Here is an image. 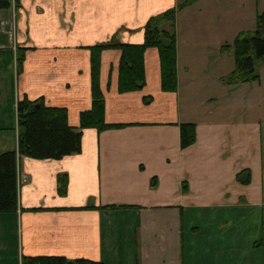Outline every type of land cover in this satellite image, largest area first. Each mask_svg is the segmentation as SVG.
Here are the masks:
<instances>
[{"label":"crops","instance_id":"0c3cea01","mask_svg":"<svg viewBox=\"0 0 264 264\" xmlns=\"http://www.w3.org/2000/svg\"><path fill=\"white\" fill-rule=\"evenodd\" d=\"M10 1L0 9V21L12 17L14 26L12 36L0 32V155L17 149L24 97L65 108L79 128L93 101L91 47L143 43L149 19L180 2ZM224 1L197 0L176 12L175 91L162 89L157 48L144 53L145 85L125 92L121 50L101 52L104 120L113 126L82 128L81 151L60 159L19 157L18 207L0 212V264L33 256L264 264V82L222 81L235 67L232 51L222 49L229 39L205 28L225 20ZM252 4L253 13L262 5ZM182 123L196 125L187 147ZM242 171L248 183L246 174L237 179ZM59 176L67 178L63 194Z\"/></svg>","mask_w":264,"mask_h":264},{"label":"trees","instance_id":"16d2710c","mask_svg":"<svg viewBox=\"0 0 264 264\" xmlns=\"http://www.w3.org/2000/svg\"><path fill=\"white\" fill-rule=\"evenodd\" d=\"M197 0H180L176 8L169 9L151 17L145 25V40L141 44L118 43L110 41L91 47L92 107L81 113L79 128L69 125L67 110L61 107L47 106L42 99L30 100L26 97L17 102L18 146L16 150L0 155V212L16 210L18 207V159L28 156L36 159H60L66 155L81 151L82 128L95 127L98 130L110 128L104 120V98L99 87L100 55L104 49L121 50L119 63V90L121 92L140 90L145 85L144 53L147 48L155 47L159 51L161 63V86L165 91L177 89V34L175 27L176 12ZM11 7L10 0H0V9ZM165 24L168 28H165ZM223 50H231L235 67L222 81L229 85L257 81L260 74L256 71L257 59H264V11L257 15L253 31L236 36L232 44H226ZM21 59V56L19 57ZM18 59V61H20ZM146 101H149L147 97ZM196 125H180L181 146L187 147L195 142ZM248 183L249 171H242ZM67 178L59 176L58 191L66 192ZM22 264H106L84 258L69 259L65 256L24 257Z\"/></svg>","mask_w":264,"mask_h":264},{"label":"rangeland","instance_id":"374dc122","mask_svg":"<svg viewBox=\"0 0 264 264\" xmlns=\"http://www.w3.org/2000/svg\"><path fill=\"white\" fill-rule=\"evenodd\" d=\"M253 1L254 0H247V2L250 3L249 5L246 2L247 5L245 7L239 6L238 8L232 6L230 0L224 1L223 11H220V14L225 18V20L220 21L215 25L206 27V32L210 34L214 33L216 36H219L221 38H228L229 43L232 44L236 36H238L240 33L253 31L256 27L257 15L263 11L262 8H264V0H260V3L262 5L261 7H258L257 5L255 7L254 13L253 10H250L248 7L253 6ZM254 4H256V2ZM11 12L13 16V10ZM230 19L234 22L233 25L228 26V22L226 21H229ZM0 25V32L6 33L8 36H11V33L13 34L14 26L12 17L10 19L9 16H6L5 19H2L0 21ZM210 27H213L214 31H211ZM255 67L256 71L260 74L264 82V59H257L255 62ZM16 236H18V233H16L15 237Z\"/></svg>","mask_w":264,"mask_h":264},{"label":"built area","instance_id":"2783aa9c","mask_svg":"<svg viewBox=\"0 0 264 264\" xmlns=\"http://www.w3.org/2000/svg\"><path fill=\"white\" fill-rule=\"evenodd\" d=\"M13 3H14V0H13ZM12 35H14V32H13V34L11 33V36H12ZM17 179H18V176H17Z\"/></svg>","mask_w":264,"mask_h":264}]
</instances>
